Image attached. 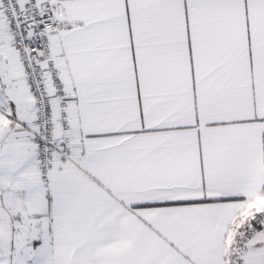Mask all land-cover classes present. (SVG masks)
I'll return each instance as SVG.
<instances>
[{"label":"snow or ice","instance_id":"1","mask_svg":"<svg viewBox=\"0 0 264 264\" xmlns=\"http://www.w3.org/2000/svg\"><path fill=\"white\" fill-rule=\"evenodd\" d=\"M0 264H264V0H0Z\"/></svg>","mask_w":264,"mask_h":264}]
</instances>
